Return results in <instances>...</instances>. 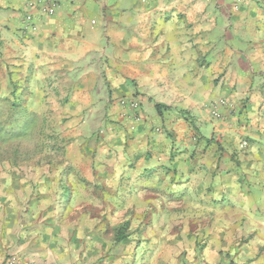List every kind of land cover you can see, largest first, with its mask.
<instances>
[{
	"label": "crops",
	"instance_id": "0c3cea01",
	"mask_svg": "<svg viewBox=\"0 0 264 264\" xmlns=\"http://www.w3.org/2000/svg\"><path fill=\"white\" fill-rule=\"evenodd\" d=\"M54 1L0 0V108L89 162L0 163V264H264V0Z\"/></svg>",
	"mask_w": 264,
	"mask_h": 264
},
{
	"label": "rangeland",
	"instance_id": "374dc122",
	"mask_svg": "<svg viewBox=\"0 0 264 264\" xmlns=\"http://www.w3.org/2000/svg\"><path fill=\"white\" fill-rule=\"evenodd\" d=\"M27 12H31V9ZM9 107L10 108L5 106L0 108V148L4 149L2 154H0V163L14 161L17 166L28 164L35 169L25 172L29 174L32 173L33 176L39 175L40 177L46 174V177L50 178L52 177V170L44 173L46 169L41 168L43 165H54L59 163L65 167L63 171L64 174H68V172L75 173V171H68V168L71 167V163L77 161L89 162V159L86 158L82 160L78 156L76 146L72 145L74 138L63 136L65 123L56 121L41 123L33 121L31 117L24 114L22 115L21 112L15 115L16 108L14 105H9ZM9 110H12V114H9ZM98 140L100 139L94 138L92 141L90 140L89 143L94 144ZM14 147L15 150H20V153L16 154L13 150ZM66 174L64 175L65 178L67 177ZM80 174L81 172L75 175L79 176ZM66 185L67 183L60 188L63 198L61 200L63 208L65 205L68 207L71 205V203H69L71 199V189ZM56 188V186L53 187L54 190H57ZM95 193L99 199V202L95 206L96 211L94 210L90 215L89 211L85 210L88 212L87 215H89V218H85V220H90L89 228H94L97 233H101L100 235L103 236L106 243H108L110 247H114V242L119 240L118 234L124 225L123 219L114 217L112 218L113 221H110L102 216L100 211L105 209L106 203L100 198V194L102 193L100 192V188H98ZM83 205L85 204H81L80 207L84 208ZM85 207L87 208V206ZM77 210L78 208H75L73 215H70L72 218H70V220L73 221V219L75 220L78 218L76 214ZM80 218L83 222L84 218L81 216ZM83 235L90 236L87 233ZM109 252L113 251H111V249L97 250L98 260H103L105 255H108Z\"/></svg>",
	"mask_w": 264,
	"mask_h": 264
},
{
	"label": "built area",
	"instance_id": "2783aa9c",
	"mask_svg": "<svg viewBox=\"0 0 264 264\" xmlns=\"http://www.w3.org/2000/svg\"><path fill=\"white\" fill-rule=\"evenodd\" d=\"M35 5H38L41 8V10L47 14H53L54 8L56 7V3L54 0H35V2L29 6L34 7ZM32 19H33L32 13H28L27 20L31 22ZM6 263L7 264H21L14 255H11L6 260Z\"/></svg>",
	"mask_w": 264,
	"mask_h": 264
},
{
	"label": "trees",
	"instance_id": "16d2710c",
	"mask_svg": "<svg viewBox=\"0 0 264 264\" xmlns=\"http://www.w3.org/2000/svg\"><path fill=\"white\" fill-rule=\"evenodd\" d=\"M8 108H10L9 106H7ZM14 107L16 108V111H15V115H17L18 114V112H21L22 110L21 109H19V107H18V105H14ZM12 112V110H9V114H12L11 113ZM17 113V114H16ZM22 113V112H21ZM23 115V114H22ZM32 120H33V118H31ZM34 121V120H33ZM16 125V124H15ZM12 128V127H11ZM13 131V130H12ZM10 133V132H9ZM10 135H13V134H10ZM9 135V136H10ZM13 150L16 152V154H18V153H20V150H18V149H16L15 150V147L13 148Z\"/></svg>",
	"mask_w": 264,
	"mask_h": 264
}]
</instances>
